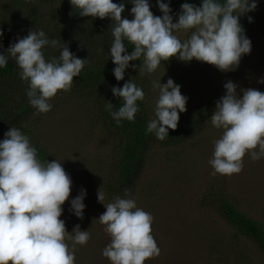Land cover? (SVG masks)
<instances>
[{"label":"clouds","instance_id":"obj_1","mask_svg":"<svg viewBox=\"0 0 264 264\" xmlns=\"http://www.w3.org/2000/svg\"><path fill=\"white\" fill-rule=\"evenodd\" d=\"M78 8L80 16L110 18L114 37L110 56L116 65L113 69L117 81L124 79L130 61L143 57L141 72H154L161 61L176 57L180 61L206 62L222 72L235 71L242 55L250 54L252 42L245 35L240 17L257 9V0H202L197 6L183 3L178 20L173 21L169 3L157 0L162 16L154 15L149 0H131L132 19L122 17L125 4L113 0H70ZM249 22L253 18L248 16ZM191 34L183 41L176 35L179 31ZM3 33L0 31V36ZM134 45L129 54L124 40ZM45 46L58 48V57L45 58ZM2 47V44H0ZM103 51V49H100ZM0 54V67L7 65L8 56L15 59L18 75L27 81L29 104L38 113L51 111L49 102L58 91H70L74 77L80 75L89 63L78 58L66 43L49 39L43 30L31 29L18 37ZM259 83H264L261 78ZM158 89L155 119L147 123V133L164 141L169 129L178 126L180 113L185 112L188 97L181 93V86L172 78L166 83L153 81ZM225 94L216 101L210 116L211 124L223 129L222 136L214 141L213 158L209 164L213 175L239 174L244 167L243 158L249 154L252 161L264 157V92L254 88L241 89L231 80L224 84ZM114 96L124 103L118 109L107 101L106 109L117 124L123 120L134 121L139 111L137 101L144 100L145 93L133 80L122 87L113 86ZM72 179L62 163L55 160L41 161L37 149L20 128L12 126L0 140V264H75L76 245H86L91 234L76 225L70 235L65 221L60 219L62 205L70 197ZM124 196L115 197L104 204L106 211L99 216L104 231L111 242L102 255L111 264H144L147 259L160 255L152 233L154 217L138 207L125 188ZM86 190L71 200L70 212L83 219ZM98 200L104 195L98 191ZM72 241L71 246L67 241Z\"/></svg>","mask_w":264,"mask_h":264},{"label":"rangeland","instance_id":"obj_2","mask_svg":"<svg viewBox=\"0 0 264 264\" xmlns=\"http://www.w3.org/2000/svg\"><path fill=\"white\" fill-rule=\"evenodd\" d=\"M11 1L0 0V14L12 9ZM240 23L252 50L242 55L235 71L222 72L195 58L183 62L173 57L161 61L154 72H145L146 99L153 112L159 94L152 87L153 81L163 84L169 78L188 97L187 110H196L205 101H218L225 94L228 80L238 85V95L246 88L264 92V83L258 82L264 78V0H257V9L241 16ZM190 34L191 30L176 33L182 41ZM49 102L51 111L33 110L25 121L33 137L53 160L64 165L72 179L60 219L70 235H74L71 232L76 225L91 234L86 245H76L75 264H111L102 255L111 238L98 218L106 211L104 204L113 202L106 187L113 168L114 134L98 120L89 100L60 90ZM214 111L215 106L210 108L205 125L191 138L172 146L154 141L149 147L145 167L129 194L138 207L153 215L151 234L161 249L158 257L144 264H264L257 245L227 222L220 206L221 200L227 199L264 226V157L252 161L246 154L239 174L213 175L209 160L213 158L214 141L223 133L211 124ZM81 188L86 190L83 219L69 210ZM98 191L104 195L103 202L98 200ZM67 243L71 246L72 241Z\"/></svg>","mask_w":264,"mask_h":264},{"label":"trees","instance_id":"obj_3","mask_svg":"<svg viewBox=\"0 0 264 264\" xmlns=\"http://www.w3.org/2000/svg\"><path fill=\"white\" fill-rule=\"evenodd\" d=\"M114 3L125 4L122 17L132 19L131 0H113ZM169 3L173 21L178 20L181 5L185 2L197 6L202 0H163ZM150 10L154 15L162 16L157 0H149ZM12 9L0 14V54H6L11 43L18 37L26 36L31 29L43 30L49 39H57L61 44L66 43L69 50L78 58H87L89 63L84 66L79 76L74 77V83L69 91L71 95L91 101L95 107L98 120L114 134L115 144L113 153L112 170L109 174L106 190L114 201L117 196H124V189H130L133 193L145 164L149 147L154 141L165 146L181 143L186 137H192L200 131L206 123V117L210 108L216 107V101H205L196 110L181 112L178 126L175 130L169 129V135L164 141L155 138L152 133H147V123L155 119L152 108L149 107L144 83H148L143 68V57L140 60L130 61L137 68L129 67L125 70L124 79L117 81L113 69L116 66L110 56V47L114 37L111 34L113 21L110 18H93L80 16L79 9L71 5L70 0H12ZM23 5L25 7H23ZM126 50L130 54L134 45L124 40ZM103 49V51H100ZM42 51L45 58L58 57L60 50L51 46H45ZM173 58V57H172ZM20 69L16 61L10 55L7 65L0 67V140L4 139V133L10 127L15 126L30 138V142L37 149V158L41 161H52V156L43 144L33 137L27 127L25 118L34 109L28 102L26 91L29 87L27 81L21 80L18 75ZM133 80L145 93L144 100L137 101L139 111L134 121L123 120L117 124L106 109L107 101L118 109L123 105L122 98L112 93L113 86L122 87L128 80ZM64 167V165L62 164ZM65 168V167H64ZM221 209L227 222L240 234L250 238L264 255V226L257 220L238 209L227 199L220 202Z\"/></svg>","mask_w":264,"mask_h":264}]
</instances>
